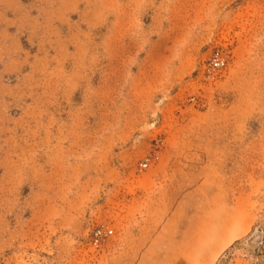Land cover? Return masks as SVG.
<instances>
[{"label": "rangeland", "instance_id": "1", "mask_svg": "<svg viewBox=\"0 0 264 264\" xmlns=\"http://www.w3.org/2000/svg\"><path fill=\"white\" fill-rule=\"evenodd\" d=\"M179 201L264 264V0H0V264H131L94 229Z\"/></svg>", "mask_w": 264, "mask_h": 264}, {"label": "crops", "instance_id": "2", "mask_svg": "<svg viewBox=\"0 0 264 264\" xmlns=\"http://www.w3.org/2000/svg\"><path fill=\"white\" fill-rule=\"evenodd\" d=\"M190 208L191 205L188 208V204L179 201L169 211L160 225V231L165 232L161 246L157 245L152 235L143 233L132 236L119 232L114 233L115 237L112 235L107 238L98 251L111 256L136 257L131 264H205L203 258L198 256L203 254L206 257L215 239L224 232L215 236L212 230L207 234L205 207L200 206L196 210ZM183 209L188 216L195 215V225L191 226L187 222L183 225ZM223 252L224 250L215 255L211 264H216Z\"/></svg>", "mask_w": 264, "mask_h": 264}, {"label": "built area", "instance_id": "3", "mask_svg": "<svg viewBox=\"0 0 264 264\" xmlns=\"http://www.w3.org/2000/svg\"><path fill=\"white\" fill-rule=\"evenodd\" d=\"M226 66V61L224 58L220 56H214L208 64V70H221ZM155 159V157H149L144 162L140 164L141 168H145L148 166V162L150 160ZM112 229L108 227H97L94 229L91 235V243L93 245H101L103 242L106 241L112 235Z\"/></svg>", "mask_w": 264, "mask_h": 264}]
</instances>
